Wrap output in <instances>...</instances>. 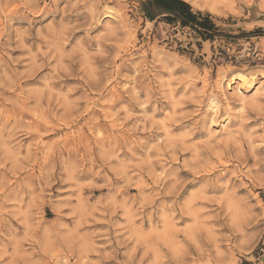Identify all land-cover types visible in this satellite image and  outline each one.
<instances>
[{
	"label": "clouds",
	"instance_id": "obj_1",
	"mask_svg": "<svg viewBox=\"0 0 264 264\" xmlns=\"http://www.w3.org/2000/svg\"><path fill=\"white\" fill-rule=\"evenodd\" d=\"M0 264H264V0H0Z\"/></svg>",
	"mask_w": 264,
	"mask_h": 264
},
{
	"label": "trees",
	"instance_id": "obj_2",
	"mask_svg": "<svg viewBox=\"0 0 264 264\" xmlns=\"http://www.w3.org/2000/svg\"><path fill=\"white\" fill-rule=\"evenodd\" d=\"M161 3H166V0H161Z\"/></svg>",
	"mask_w": 264,
	"mask_h": 264
}]
</instances>
